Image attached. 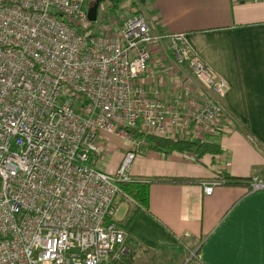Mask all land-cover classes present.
<instances>
[{"label": "built area", "instance_id": "built-area-1", "mask_svg": "<svg viewBox=\"0 0 264 264\" xmlns=\"http://www.w3.org/2000/svg\"><path fill=\"white\" fill-rule=\"evenodd\" d=\"M91 26L86 0H0V264L121 261L130 244L116 220L117 183L132 179L145 142L135 135L202 139L224 116L226 80L183 33L154 34L140 12L114 33ZM165 41L205 96L147 93L150 47ZM99 133L132 143L113 175L94 166ZM221 183L200 182L204 195ZM249 186L263 190L264 178Z\"/></svg>", "mask_w": 264, "mask_h": 264}, {"label": "crops", "instance_id": "crops-1", "mask_svg": "<svg viewBox=\"0 0 264 264\" xmlns=\"http://www.w3.org/2000/svg\"><path fill=\"white\" fill-rule=\"evenodd\" d=\"M123 1L112 0L119 4L107 11L108 18L118 23L137 11L154 34L183 33L190 51L227 83L220 101L224 116L211 133L191 138L218 145L220 154L191 160L177 152L148 149L145 140L134 149L132 179L194 181L151 183L147 209L123 228L126 242L138 246L137 255L184 245L192 264H264V189L221 183L204 195L200 184L225 177L264 178V0H149L141 5L128 0L129 9ZM113 26L111 22L105 30L114 33ZM167 42L151 45V58L140 78L149 95L157 89L166 102L185 88L194 91L184 73L187 64ZM115 139L120 145L113 143ZM97 143L100 153L94 166L110 175L133 148L132 143L103 133ZM116 206L120 222L133 205L118 197Z\"/></svg>", "mask_w": 264, "mask_h": 264}, {"label": "trees", "instance_id": "trees-1", "mask_svg": "<svg viewBox=\"0 0 264 264\" xmlns=\"http://www.w3.org/2000/svg\"><path fill=\"white\" fill-rule=\"evenodd\" d=\"M109 3L106 6L108 11L112 10L114 7L117 8L119 3H113L112 0H100L99 5L103 3ZM149 0H134L132 1L133 5H141L145 4ZM137 13V11H136ZM135 14V13H134ZM136 137L145 140L148 145V149L171 153L177 152L180 154L187 153L192 155L195 160H199L206 154L216 155L221 153V148L208 141H194V140H185V139H171L167 137H162L153 134H140L135 135ZM217 180H221L216 178ZM251 177L247 180L244 178H237V177H225L223 183L229 185H249ZM176 181H194V180H185L182 178L178 179H131L129 182H118L119 189L122 193L123 200L129 201L132 203V209L129 211L127 216L125 217L124 221H117V224L120 225L122 228L127 229L132 221L135 219L138 212L142 209H147L148 202H149V187L151 183L154 182H176ZM127 242H130L127 240ZM138 246L134 243L130 244V248L128 252L122 257L121 261L119 262H112L108 264H134V258L137 255Z\"/></svg>", "mask_w": 264, "mask_h": 264}, {"label": "rangeland", "instance_id": "rangeland-1", "mask_svg": "<svg viewBox=\"0 0 264 264\" xmlns=\"http://www.w3.org/2000/svg\"><path fill=\"white\" fill-rule=\"evenodd\" d=\"M128 0H124L122 6L130 7ZM94 3V0H86V6L87 8L91 7ZM118 8V7H117ZM107 9L105 8V4H100L98 8V17L97 21L91 22V27L89 31L94 34L98 32H103L106 29L107 25H110L111 22H113V30L116 26L117 20L113 19L110 20L107 16ZM109 12V11H108ZM125 15H128L126 12ZM110 16V15H109ZM119 21V20H118ZM187 76L189 81L191 82L192 88H194V91H197V95L200 98L201 96H205L208 93V89L204 86H202L192 75L190 70L188 68L185 69L184 72ZM113 143L116 145H120V141L115 139L113 140ZM174 250H168L163 249L159 251H140L138 255L134 258V264H192L189 260L188 254L185 253V247L184 245H180L178 247H175ZM179 248V249H177ZM187 254V255H186Z\"/></svg>", "mask_w": 264, "mask_h": 264}, {"label": "water", "instance_id": "water-1", "mask_svg": "<svg viewBox=\"0 0 264 264\" xmlns=\"http://www.w3.org/2000/svg\"><path fill=\"white\" fill-rule=\"evenodd\" d=\"M100 0H94L91 7L87 8V18L90 22H95L98 17V8Z\"/></svg>", "mask_w": 264, "mask_h": 264}]
</instances>
